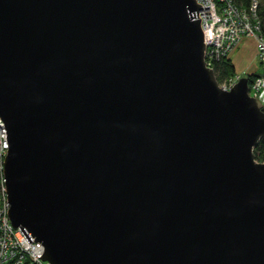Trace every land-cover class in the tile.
I'll return each mask as SVG.
<instances>
[{
  "label": "water",
  "instance_id": "1",
  "mask_svg": "<svg viewBox=\"0 0 264 264\" xmlns=\"http://www.w3.org/2000/svg\"><path fill=\"white\" fill-rule=\"evenodd\" d=\"M195 0H0L8 216L49 264H264V108L223 90Z\"/></svg>",
  "mask_w": 264,
  "mask_h": 264
},
{
  "label": "built area",
  "instance_id": "2",
  "mask_svg": "<svg viewBox=\"0 0 264 264\" xmlns=\"http://www.w3.org/2000/svg\"><path fill=\"white\" fill-rule=\"evenodd\" d=\"M202 6L198 15L205 46L204 60L214 71L216 62L230 56L242 38L250 37L257 44V59L262 73L249 85V95L257 98L264 108V35L258 14V1L252 0L241 8L234 0H195ZM235 74L218 82L229 91L241 78ZM8 152L5 125L0 118V264H49L40 257L44 247L40 242H28L20 228L11 224L6 192L4 162Z\"/></svg>",
  "mask_w": 264,
  "mask_h": 264
},
{
  "label": "trees",
  "instance_id": "3",
  "mask_svg": "<svg viewBox=\"0 0 264 264\" xmlns=\"http://www.w3.org/2000/svg\"><path fill=\"white\" fill-rule=\"evenodd\" d=\"M252 0H234L236 5L241 8H247ZM258 1V14L262 21V32L264 35V0H257ZM214 74L216 76L217 81L220 83L224 79L233 76L236 74L235 67L232 64L230 57L223 58L219 62H216V66L214 68ZM248 78L249 85L253 82V80L258 77V75H245ZM255 159L258 162L264 163V137L261 138L258 144L255 146L254 151Z\"/></svg>",
  "mask_w": 264,
  "mask_h": 264
},
{
  "label": "rangeland",
  "instance_id": "4",
  "mask_svg": "<svg viewBox=\"0 0 264 264\" xmlns=\"http://www.w3.org/2000/svg\"><path fill=\"white\" fill-rule=\"evenodd\" d=\"M255 57H257V44L250 37L241 39L236 49L230 54V59L235 67L236 73L239 75L242 74V77L250 74L260 75L262 73L259 60Z\"/></svg>",
  "mask_w": 264,
  "mask_h": 264
},
{
  "label": "crops",
  "instance_id": "5",
  "mask_svg": "<svg viewBox=\"0 0 264 264\" xmlns=\"http://www.w3.org/2000/svg\"><path fill=\"white\" fill-rule=\"evenodd\" d=\"M242 39H244V38H242ZM256 56V55H255ZM230 57V56H229ZM256 59H257V57H255ZM236 72V71H235ZM237 74V73H236ZM242 75V74H241ZM257 75H259V74H257Z\"/></svg>",
  "mask_w": 264,
  "mask_h": 264
}]
</instances>
